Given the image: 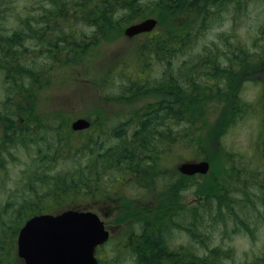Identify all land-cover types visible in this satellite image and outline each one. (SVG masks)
Here are the masks:
<instances>
[{
  "label": "rangeland",
  "instance_id": "374dc122",
  "mask_svg": "<svg viewBox=\"0 0 264 264\" xmlns=\"http://www.w3.org/2000/svg\"><path fill=\"white\" fill-rule=\"evenodd\" d=\"M1 1L7 11L0 15V107L7 110L9 119L3 124L4 131L0 130V138L11 135L6 136V142L0 139V239L3 240L0 255L6 264H23L17 256L16 236L24 220L34 213L53 212L62 208L92 210L104 221L110 231V240L96 252L100 262L135 264L130 249L133 237L136 238L146 225L151 224L149 221L154 220V213L164 207L157 209L164 199H177L174 202L184 210L197 206L202 192L206 191L208 185L215 183L211 173H223L235 163V158L228 156L229 152L236 155L241 153L243 159L251 160L252 169L260 166L262 158L258 144L264 141V0H243L240 4L231 3L222 8L211 25L191 30V38H186L179 52L173 57L167 56L162 62L153 58L141 61L137 57V45L145 40V36L128 38L122 35L98 44L95 57L102 64L92 62L87 65L88 71L78 67L76 72L70 66L62 67L61 71L56 66L52 67V55L46 56L47 50L42 44V40L59 32L56 31L58 27L55 28V19L63 12L62 6L57 8L52 0ZM152 1L140 0V4L145 15L157 17L158 31L163 32L166 27L175 31L179 28V32L188 31L187 22L192 23V14L185 11L184 16L178 18L169 13L159 15ZM146 5L151 11H146ZM38 6L40 9L34 10ZM74 15L80 17L81 13ZM140 19L139 15L134 23ZM59 21L62 19L59 18ZM77 23L79 25L76 27H83L78 36L85 33L84 36L88 38L91 28L85 27L81 21ZM181 25H185L186 29ZM47 26L49 32H46ZM17 32L22 37L21 44L9 48L6 39ZM236 46L243 50L238 53L237 60L233 62V72L228 74L229 79L226 80L227 71L222 67H227L228 50ZM41 47L42 56L39 54ZM219 52H224V59L219 60L222 67H219V74L217 72L214 78H220L222 84L216 87L201 64L218 61ZM205 59L208 61L205 62ZM39 69L41 76L38 74ZM10 71L16 74L11 75ZM17 73L23 74L20 79ZM11 77L14 79L11 80ZM132 81L137 83L136 93L133 89L130 94L126 90L131 88ZM34 82L41 85L38 90ZM162 83L164 86L160 89ZM162 99L169 107L175 105L174 110L178 113L175 115L181 118L182 122L177 124L176 131H181L185 125L189 126L188 123L192 121V118L186 120V113L192 116L194 113L198 116L201 114L205 125L197 131L198 139L203 142L201 147L191 148L179 139L177 146H172L171 150L160 155L152 172L153 185L147 186L142 182L139 186L130 180L123 184L118 181L111 183L108 179V185L93 187L87 192L82 190L73 195L52 196L49 193L53 190L40 184L42 173L49 176L69 175L86 166L91 169L93 157L88 156L87 151L83 155V148L80 147L79 153L67 155V148L74 150L82 145L86 136H90L89 133L98 134V138L93 139L94 149L102 146L101 152L108 149L117 151L122 142L130 141L136 129V112L145 110L147 106L158 108L156 104ZM242 102L247 106V116L232 124L229 123L230 117L228 120L224 115L217 124L221 109L225 111L231 106L242 108ZM18 109L21 112L29 111L33 117L31 129L23 130L30 133L28 139L37 141L30 143L29 147H22L13 141L18 140L13 135V125L10 124L11 129L8 130L11 114H14L13 123L21 124L16 112ZM250 111L251 114L248 113ZM60 114L64 125L67 122L69 126L78 118H88L96 121L99 129L91 126L85 131L75 132L70 143L62 134L55 136L54 119ZM34 117L41 120L37 128L34 125L37 118ZM202 122H197L196 126L202 125ZM226 126L221 139V135L217 138V131ZM50 133L55 139H50ZM50 142V148H47ZM162 146L160 144L157 148ZM106 154V157L110 155ZM204 158L213 166L208 175L210 179L200 175L180 177L177 173L176 168L180 163ZM107 174L105 171V176ZM171 183L176 185L175 192L172 189L174 195L170 192ZM142 213H153V216L141 220ZM158 216L164 217L161 212ZM211 240L210 247L220 243L231 247L239 261L244 254H257L264 248V224L258 227L253 239L243 233L223 236L218 230L215 233L213 230ZM170 244L172 248L190 244L198 247L197 251L201 246L179 229L172 230Z\"/></svg>",
  "mask_w": 264,
  "mask_h": 264
},
{
  "label": "trees",
  "instance_id": "16d2710c",
  "mask_svg": "<svg viewBox=\"0 0 264 264\" xmlns=\"http://www.w3.org/2000/svg\"><path fill=\"white\" fill-rule=\"evenodd\" d=\"M69 2L72 6H70ZM69 2L68 0H57V2H55L57 8L58 6H62L64 9L61 15L58 14L59 17L55 19L57 20L55 28L58 27L56 31H59L56 32L57 35L60 38L73 36L70 38L72 43L69 47H65L64 50L62 49L61 39H59V43L56 44L60 51V59L53 61L52 67L56 66L58 71H61L62 67L66 68L68 66L74 68L75 72L78 70V67H80L82 71H88L89 66L87 65L92 62L95 64H102L99 60L97 62L95 57L98 52V44L104 40L105 42H109L112 38L114 39L117 36L124 35V28L134 23L136 17H139V15L141 19L153 17L152 15H145L144 11L142 12L140 0H69ZM241 2H243V0L152 1L151 4L154 6V10L156 9L158 11L159 15H166L169 13L178 18V16L183 17L186 11L187 14H192V23L187 22V27H189L187 32H179V28H176L177 31L169 30L167 27L161 32L158 31L156 27L149 33L138 35L145 36V40L137 45V57L140 58L141 61L153 58L154 60L162 62L169 55L172 57L175 56L180 48L185 45L186 38H191L189 37L191 36V30L197 29L198 27H206L207 24L211 25L213 19L219 16L222 8L228 7L231 3L240 4ZM146 11H151L150 8H147V5ZM173 11L176 13H172ZM78 13H81L80 17L74 15ZM64 16L66 18H63ZM59 18L62 19L61 22ZM73 18L76 23L73 22ZM40 19H42V16ZM77 21H81L85 27L91 28L92 32L88 38L84 36L85 33L78 36L82 33L81 30L83 31V27H76L79 25ZM28 27L30 28L29 25ZM180 27H185L186 29L185 25H181ZM185 34H187L186 37ZM19 37V32H17L13 36L7 38L6 46L9 48L18 46L19 43H21ZM234 49H236V52H234ZM234 49L230 50L231 52L227 54V57L232 61H236L239 56L238 53L243 50L239 46H236V48L234 47ZM62 51H65L63 57ZM13 57L16 58L15 56ZM222 58L224 59V56L219 52L217 61L219 64V60ZM236 63H239V61ZM15 74L16 73L11 72V75ZM38 74L40 76L42 75L40 69ZM17 75L20 79L23 74L17 73ZM129 78L131 79V77ZM13 79L14 78L11 77V80ZM135 82L132 83L129 90H126L130 94L137 86ZM34 83L37 87L36 90H38L41 85H37L36 82ZM163 86L164 83H162L159 88L161 89ZM225 100L227 101L228 99L226 98ZM242 104H244V106L241 105L242 108L231 106L225 109V111L221 109L223 112L220 111V118H217V124L224 115L228 120L230 117L231 121L229 123L232 124H234L236 120L247 116L245 114L247 106L243 102ZM156 106L158 108L147 106L145 110L136 112L138 114L137 121L134 122L137 125L136 129L133 130L130 141L125 143L122 142L117 151L108 149L105 151L102 150L101 152L100 149L102 146L99 149H94L93 146L95 145L93 139L94 137L98 138V134L93 135L91 133H89L90 136H86V141L82 142V145L75 147L74 150L67 148V155L70 153H79V151H81L80 147L83 148V155L84 152L87 151V155L92 156L94 160L91 169L86 166L81 169H76L69 175L56 174L49 176L46 173H42L43 178H39L40 184L45 187H50L53 191H50L49 195L52 193V196L56 194L73 195L82 192V190L87 192L90 188H99L108 185V179L111 183L118 181V183L123 184L125 181L130 180L139 186H141L142 182L147 186L153 185L154 177L152 172L157 166V161L161 157L160 155L165 153V151L171 150L172 146H177L180 140L188 144L189 147L191 146V148L201 147L203 142L201 139H198L197 131L205 125L202 122L201 114L198 116L197 113L193 112L194 116H192V114L186 113L187 121L189 118H192V121L188 123L191 128L185 125L181 131H176L177 124H180L182 121L181 118H177L175 115L178 114L174 110L173 106L175 105H171L170 107L172 108H170L169 105L167 106L164 99H162ZM20 110H22V108ZM16 112L19 114V118L23 119V122H29V124L27 128L21 127L19 124L16 125L13 123L15 121L12 117L14 114H11L8 130L11 129L10 124L13 125L15 129L13 135L18 139L13 141L22 147H29L30 143H35L37 141L32 138L28 139V134L30 133L27 134V132H23V130L26 131L31 129L33 117L29 111L21 112L18 109ZM248 113L251 114V111ZM35 118L37 117H34V119ZM53 119L54 118H52V120ZM95 122L96 121H94L92 128H97ZM197 122H202V125L196 126ZM224 122L226 121H222V123ZM40 124L41 120L37 118L36 121H34L35 128ZM54 128L56 137L62 134L70 140L75 134V132L69 129L67 122H65L64 125L62 114L55 116ZM226 128L227 126L221 128L219 132L217 131V138L221 134H224ZM216 135L214 139H216ZM8 136L11 135H7V137ZM21 136L22 141H20ZM7 137H4V142H6ZM49 137L50 139H55L53 133H50ZM124 140L126 141V139ZM28 141L30 142L26 144ZM40 141H42V139ZM58 142L61 141L58 140ZM160 144L163 146L157 148ZM50 145L51 142L47 148H50ZM258 146L260 148L262 161L260 166H258V168L255 166L254 169H252L251 160L243 159L241 153L236 155L234 152L232 154L229 152L228 156H233L235 158V163L229 165L223 173H211L213 176L211 178H214L215 183L212 186L210 185L211 187L208 185V188L205 189L206 191L202 192L197 206L184 210L177 202H174L177 199L172 198L170 201H165L164 199L162 205L158 206L157 209L162 206L164 207L161 210L158 209L154 213V220L149 221L151 224L146 225L145 229L136 235V238L135 236L133 237V243L130 249L133 254L134 263L264 264V248L257 254H244L242 259L238 261L231 247H225L221 243L212 245L211 247L209 246V243L212 241L211 236L213 230L214 233L215 230H218L223 236L228 235V233L233 235L243 233L253 239L258 227L264 224V141L258 144ZM38 152L40 153V151ZM106 153L110 155L106 157ZM211 167L213 168L212 164ZM44 169H47V167ZM105 171L108 172L107 176H105ZM209 173L201 177L210 179L208 176ZM179 176L181 177L182 175ZM32 186L34 185L32 184ZM175 186L174 183H171L170 192L172 195H174L172 189L175 192ZM125 207H128V205L125 204ZM179 208H182V210ZM63 210H65V208L53 211L52 213L61 212ZM44 212L48 211H41L39 213ZM160 212L164 217L159 218L158 215ZM152 216L153 213L150 215L143 214L140 219L145 220ZM171 217L174 219L177 218L178 220H172L170 219ZM174 229L186 232L195 243L198 242L201 245L200 249L203 251L199 252L200 249L197 251L198 247L191 246L190 244L183 245V247L180 248H172L170 244V235ZM2 242L3 240L0 239V245ZM0 264H6V260L3 261L1 255ZM99 264L104 263L100 262Z\"/></svg>",
  "mask_w": 264,
  "mask_h": 264
},
{
  "label": "water",
  "instance_id": "95a60500",
  "mask_svg": "<svg viewBox=\"0 0 264 264\" xmlns=\"http://www.w3.org/2000/svg\"><path fill=\"white\" fill-rule=\"evenodd\" d=\"M157 25L149 17L124 29L127 37L152 31ZM90 122L83 118L73 121V131L87 129ZM184 175L206 174L205 160L185 161L177 166ZM108 239V231L91 211L66 210L59 214H40L29 218L17 236V256L24 264H97L96 247Z\"/></svg>",
  "mask_w": 264,
  "mask_h": 264
},
{
  "label": "flooded vegetation",
  "instance_id": "af4514ba",
  "mask_svg": "<svg viewBox=\"0 0 264 264\" xmlns=\"http://www.w3.org/2000/svg\"><path fill=\"white\" fill-rule=\"evenodd\" d=\"M52 1H53V4L54 5H55V2H57V0H52ZM68 2H69V0H68ZM69 4H70V2H69ZM70 6H72V4H70ZM39 9H40L39 6L37 8H34V10H39ZM31 10H32V8L29 9V11H31ZM6 11L7 10L4 8V5H3L2 1L0 0V15L3 12H6ZM41 28H43V26H41ZM45 29H48V30H46V32H49L50 31L48 26L45 27ZM72 37L73 36H70V37L67 36L66 38H60L57 34H54L53 36L42 40V44L45 46V48L47 50L46 56L47 57H51V55H52V57H51L52 58V61L59 60L60 59V51H59V48L57 47L56 44H58L59 43V39H61L62 49L64 50L65 47L66 48L69 47L70 44L72 43V40L70 39ZM29 38H31V36ZM19 39H20V42H21V40H22L21 35H20ZM19 44H21V43H19ZM230 50H232V48L229 49L228 52H231ZM61 53H62V57H63V55L65 54V51H62ZM221 53L223 54L224 52H221ZM39 54H40V56H42V47L40 49V53ZM6 57H9L10 58V56H6ZM4 59H6V58H4ZM207 61L208 60L205 59V62H207ZM233 62L234 61H232L231 59H229L228 62H227V67H222L221 66L222 63L220 62V64H219L217 61H211L210 63L205 64V65H207L206 68H205L204 63L201 64V65H202V69L205 70V72H207L208 74H210L212 81L215 82V86L217 87V86H220L222 84V82H220L221 79H218L217 80V79L214 78V76L216 75L217 72L219 74V67H222V69L224 71H227V76H226L225 79L228 80L229 79L228 74L232 73L233 72V69H234L233 68V66H234V63ZM211 90H213V89H211ZM8 119H9V113L7 112L6 109L0 107V130L1 131H4L3 124H4L5 121H8ZM20 120H21L20 126L21 127L23 126L24 128H27L29 122H23V119L22 118H20ZM6 136L7 135H4L0 139L2 140Z\"/></svg>",
  "mask_w": 264,
  "mask_h": 264
}]
</instances>
